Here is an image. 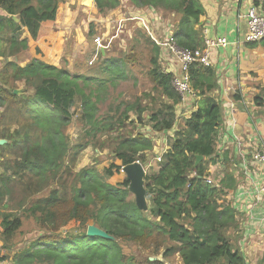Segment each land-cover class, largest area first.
I'll return each mask as SVG.
<instances>
[{
  "label": "trees",
  "instance_id": "16d2710c",
  "mask_svg": "<svg viewBox=\"0 0 264 264\" xmlns=\"http://www.w3.org/2000/svg\"><path fill=\"white\" fill-rule=\"evenodd\" d=\"M62 1L0 0V10H4L0 13V140H6L0 143V209H4L0 213V264H166L173 255H179L183 264H246L238 248L240 236L234 234L240 228L238 210L227 199L229 190L238 185L228 153L222 159L224 176L207 182L210 164L219 161L217 139L223 118L222 104L213 95L218 83L211 66L200 62L191 66V82L200 102L170 138L159 169L145 176L149 211L139 209L131 197L127 177L118 185L109 182L120 165L113 163L103 172L95 166L76 171L80 155L99 145V134L124 129L130 112L137 117L133 124L148 112L152 132L173 129L181 96L172 83L175 73L164 71L160 64L162 47L141 31L153 42L148 72L152 86L140 95L147 97L146 104L136 96L122 112L110 108L99 115L100 93L110 81L115 82L112 75L127 77L126 65L135 63L134 54L112 57L101 51L98 63L82 68L77 62L75 71L37 57L21 65L14 57L29 49L23 30L35 40L48 35ZM131 1L170 16L168 33L173 29L180 46L195 51L205 47L196 29L203 14L200 0ZM120 3L95 0L104 14ZM139 41L136 34L135 45ZM261 43L264 46V40ZM37 53H41L39 48ZM21 84L27 91L16 94ZM78 95L85 129L81 140L72 143L67 129ZM261 99L262 95L256 97L258 103ZM114 140L122 166L137 161L145 164L147 153L154 148L149 133L142 131L129 135L119 131ZM197 155L203 156L199 164ZM17 191L22 196L15 207L33 217L43 231L22 247L16 236L22 233L23 217L9 206ZM71 222L77 223L76 229L63 234L61 229ZM90 224L113 238L88 235ZM130 244L141 251L151 250L152 255L129 253L125 249ZM161 249L163 260L157 256Z\"/></svg>",
  "mask_w": 264,
  "mask_h": 264
},
{
  "label": "crops",
  "instance_id": "0c3cea01",
  "mask_svg": "<svg viewBox=\"0 0 264 264\" xmlns=\"http://www.w3.org/2000/svg\"><path fill=\"white\" fill-rule=\"evenodd\" d=\"M200 1L203 6V14L200 17L199 24L196 25V29L200 30L202 39L206 36L210 38L226 36L228 38V35L225 34L232 36L236 34L231 47L229 44L225 48H212L210 52V66L216 72L218 83L213 95L222 104L223 118L217 139V154L219 155L217 158L219 161L210 164L209 171L211 178H214V180L217 177H223L225 171L222 159L228 153L233 163L231 171L238 180L237 188L229 190L227 195V199L238 210L240 228L237 233L234 232V234L240 236L237 240L238 248L244 255L246 264H262L261 258L264 253V200H257L256 189L260 182L264 180V163L254 161L253 153L264 147V46L261 42H246L245 39L240 37V34L241 21L245 20L242 15L252 3L264 5V0ZM81 2L79 1V3ZM91 3L96 8L95 0H91ZM169 17H166L155 8L137 7L129 0V19L136 20L140 27L151 37H156L157 40L161 35L168 33V27L172 24ZM234 22H237V28L234 27ZM145 24H148L149 29L146 28ZM70 25L69 19L65 21L60 16V11H58L56 21L48 35L35 40L26 30L22 34V38L28 39L29 49L20 56H30L32 59L34 57L41 58L59 67H63L62 62L65 60V58L63 60V57H66V55H68L67 58H70L71 56L77 57L79 54L88 53L91 56L90 61L94 60L93 53L96 49L87 48L85 37H77L72 50L68 49L69 46L67 49L65 48L66 40H69L72 35ZM37 48L41 50V53H37ZM159 57L164 71L178 72V61L164 47L161 48ZM2 58L0 57L1 60ZM16 58L18 57L16 56ZM29 61L21 60L19 63L24 66ZM72 64L73 62L70 61V65ZM74 68H76V62H74ZM21 85L20 87H23ZM259 95H262V99L258 103L256 97ZM199 100L200 96L190 104L179 103L177 105L178 119L171 130L152 132L151 128L146 126L147 131L152 132L151 138L154 141V148L147 153V160L143 166L150 162L151 170L157 171L159 169L160 166L158 167V163L153 160L154 156L169 148L170 138L185 124L186 118L192 114V111L198 108ZM147 200L150 209L148 197ZM163 252L164 249L161 253L162 257H158L159 259H164ZM173 258L179 264H183L179 255L178 257L173 255L167 258L166 264H171L170 261Z\"/></svg>",
  "mask_w": 264,
  "mask_h": 264
},
{
  "label": "rangeland",
  "instance_id": "374dc122",
  "mask_svg": "<svg viewBox=\"0 0 264 264\" xmlns=\"http://www.w3.org/2000/svg\"><path fill=\"white\" fill-rule=\"evenodd\" d=\"M79 1L82 2L79 3ZM117 8H115L116 10L115 9L109 10L104 14V13H100L97 7L96 8L93 7L91 0H85V1L63 0L60 3L58 9V11H60V16L63 17L65 21L69 19V22L71 24L70 26L72 28L71 38H69V40L67 39L65 42L66 49L69 46L68 49L72 50L73 46H75L74 43H76L77 41L76 39L77 37L79 38L85 37L84 40H86L87 42L86 43V46H88L87 48H91L95 50L94 38L97 35H101L105 39L104 49H101L102 53L112 57H122L125 55L129 56L132 54H134L136 57L135 63L131 64L130 62H127L126 65L127 77L112 75L111 79L115 80L114 82L115 84L110 81L107 84L106 91L100 93V97L102 98V100L100 101V105H99L100 106L99 115H103L110 108L114 109V112L118 110L122 112L123 110H125L126 105H128L130 101H135L136 96H140L142 93L150 91L152 86V82L148 76V72L152 67L150 58L153 55V49H152L153 42L150 43L147 41L146 36L149 35H143L142 33L139 34V31L143 33L146 31L139 26L136 20L129 19V0H121V3ZM0 13H4V10H0ZM233 25L235 28H237V22H234ZM247 30H248V23L246 20H242L241 34H240V37L242 39L246 38ZM25 32L26 29L23 30L22 34ZM71 32L69 33V36ZM136 34H138V36L140 37V41L135 45ZM225 35H228L229 38L228 40L231 47L232 40L235 39L236 34L235 36L229 34H225ZM149 38L152 40L150 36ZM96 51H97V46L95 52ZM89 55L90 54L88 53H84V54H79V56L77 57L71 56L70 58H67L68 55H66V57H63V60L64 58L65 60L64 62H62V66H65L70 70L75 71L74 62H76V66H77V62H80L82 68L85 67L86 65L92 66L99 62L100 55H98L97 56L98 59L92 65H90L89 61L91 56ZM14 59H16L19 62L21 60L22 61L31 60L32 57L20 56L18 58L15 57ZM70 61L73 62L72 65H70ZM129 64H131V69L129 67ZM20 88L22 90L24 89V87L19 86L18 90H20ZM140 97L143 98L142 99L143 104H146V102H148L146 96L145 97L140 96ZM81 101L82 98L80 95H78L76 97V102L73 107L74 110L73 120L67 129L69 140L72 143L81 140L84 134L85 121H84V117H82L83 111H82ZM130 114H131L130 118L127 120L124 129L118 130L116 132L105 131L99 134V145L98 146L96 145V148L89 147L80 155L75 168L76 171H79L82 167L85 166H92V167L95 166L98 171L103 172L104 169L110 167L113 163L120 165L122 161L116 157V153L114 151L116 146L114 136L119 131L128 135L132 131L133 133L142 131L144 133H149V135L151 136L152 132L147 131V127H150L147 124L148 112L143 113L142 115L143 119L142 121H140V123L135 122L134 124L132 123V120H136L137 117L133 112H130ZM129 124L134 129L131 128ZM108 136H110V138H108ZM2 168L3 167L0 161V172ZM124 177H126L125 173L119 171L116 172L108 180L112 184L118 185L123 183ZM212 179L214 180V178ZM21 196H22L21 191H17L15 193V200L12 201V203L9 202V206L15 207L17 201L21 198ZM131 197L134 198L133 193L131 194ZM15 208L17 213L22 215L24 221L23 226L21 228L22 233L17 234L16 236L17 242L19 243L18 246L22 247L32 238L40 236L43 233V231L42 229L39 228L37 222L34 220L33 217H28L27 214L24 213V210H22L21 208L19 207H15ZM1 211H4V209H0V213ZM1 222H2V217L0 215V233L2 231ZM76 225L77 223L71 222L69 225L62 228L61 232L63 234L67 232H73L77 227ZM2 244L3 241L0 238V246H2ZM125 250L128 251L129 253L132 252L137 254L140 253L141 256L144 257L148 255H152L151 250L141 251L135 246H132L131 244L129 245V249L126 248ZM162 250L163 249H161L157 255L159 258L162 257L161 256ZM2 252L4 253L6 251L3 250ZM175 256L178 257V255ZM170 263L179 264L178 261L175 260L174 258L172 259V261H170Z\"/></svg>",
  "mask_w": 264,
  "mask_h": 264
},
{
  "label": "built area",
  "instance_id": "2783aa9c",
  "mask_svg": "<svg viewBox=\"0 0 264 264\" xmlns=\"http://www.w3.org/2000/svg\"><path fill=\"white\" fill-rule=\"evenodd\" d=\"M242 17L248 23V30L246 33V42H261L264 40V5L260 3H252L242 15ZM146 28L149 29L148 24H145ZM159 45L172 54L179 63V70L174 74L173 86L181 96L180 104H190L195 102L198 98L197 92L194 90L191 82L190 69L195 62H200L206 66L211 65L210 52L212 48H225L229 45V40L226 36H218L210 38L206 36L204 38L205 47L197 51L191 48H185L178 44L177 39L174 36V31H169L168 35L164 38L156 39L152 37ZM95 49L94 60L89 61L90 65L95 62V59L100 54L101 49H104L105 39L101 35H97L94 38ZM168 149V148H167ZM167 149L162 150L153 160L158 164L162 162V158ZM253 159L256 162L264 163V147L256 150L253 153ZM140 162V161H137ZM120 172L125 173V166L120 165ZM146 173L151 172V163L144 165ZM208 183L214 182L209 176L207 178ZM257 200H264V180L260 182L256 189Z\"/></svg>",
  "mask_w": 264,
  "mask_h": 264
},
{
  "label": "water",
  "instance_id": "95a60500",
  "mask_svg": "<svg viewBox=\"0 0 264 264\" xmlns=\"http://www.w3.org/2000/svg\"><path fill=\"white\" fill-rule=\"evenodd\" d=\"M14 19L16 21H19L18 16H14ZM24 87V86H23ZM19 89V88H18ZM16 89V94H21L27 91V89L24 87L22 90ZM5 139H1L0 143H5ZM203 159L202 155H197V161L196 164H199L200 161ZM124 171L126 173V177L129 180V190L135 195V201L139 209L143 211H148L149 204L147 200V194L148 190L145 185V168L141 162H134L131 164H128L125 166ZM87 234L90 236H101L106 238H113L111 235H109L105 230L98 227L96 224H90L88 226ZM152 260L156 259V257H151Z\"/></svg>",
  "mask_w": 264,
  "mask_h": 264
},
{
  "label": "clouds",
  "instance_id": "9594fccd",
  "mask_svg": "<svg viewBox=\"0 0 264 264\" xmlns=\"http://www.w3.org/2000/svg\"><path fill=\"white\" fill-rule=\"evenodd\" d=\"M160 164V163H159ZM121 165V164H120ZM153 171V170H152ZM146 172V171H145ZM147 174V173H146Z\"/></svg>",
  "mask_w": 264,
  "mask_h": 264
}]
</instances>
